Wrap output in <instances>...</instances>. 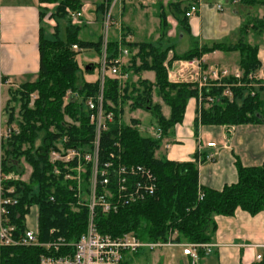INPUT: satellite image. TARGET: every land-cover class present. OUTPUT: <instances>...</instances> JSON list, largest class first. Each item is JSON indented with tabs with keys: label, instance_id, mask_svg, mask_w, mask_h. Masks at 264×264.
I'll use <instances>...</instances> for the list:
<instances>
[{
	"label": "trees",
	"instance_id": "1",
	"mask_svg": "<svg viewBox=\"0 0 264 264\" xmlns=\"http://www.w3.org/2000/svg\"><path fill=\"white\" fill-rule=\"evenodd\" d=\"M114 1L105 0L98 9L104 13L106 4L111 5ZM239 1L246 7L264 5V0ZM39 2L56 5L55 11L48 17L56 22V30L63 18L67 17L69 24L64 38L56 31L47 37V27L43 25L40 30L37 81L9 88L7 126L12 130L8 138L2 140L0 172L12 176L2 182L4 195L18 202L7 207L5 220L6 225L14 229V238H20L28 229L27 217L35 207L38 210L40 243L57 238L74 242L86 231L88 209L77 206L76 191L70 189L71 183L65 180L64 174L55 175V164L51 162L50 155L56 150L87 151L90 148L94 128L89 123L90 112L85 102L96 95L99 83L84 80L81 86L78 85L77 54L87 50L100 54L101 39L97 42L84 41L80 39V25L71 24L67 9L74 12L81 10L83 5L79 1ZM190 3V0L168 3L171 15L186 34H189L186 12ZM158 7V17L167 27L163 3ZM40 15L43 21L48 14L41 11ZM249 28L257 31L264 29V18L247 23L236 44L195 46L183 55L174 54V59L191 60L215 52H237L239 67L245 74L255 73L261 62L258 48L244 41ZM127 34L124 33L123 46L129 50L130 59L127 65L121 67V72L128 78L120 82L116 77H107L105 82L104 107L106 112L114 113L115 123L102 136L101 157L104 160L111 152H118L114 148L118 143L123 164L141 165L153 171L157 178V192L153 198L124 207L117 214L98 213V230L102 235L113 237L133 233L145 243H166L175 232L177 235L173 242L176 244L212 243L217 216H233L239 209L251 215L264 211V164L244 168L238 163V181L217 191L199 185V162L204 163L205 155L198 152L194 161L179 163L159 158L157 153L164 139L170 138L176 125L183 122L189 100L197 98L199 101L200 95L202 102L199 103L196 127L199 124L229 127L264 124V86L254 87L245 80L242 86L231 88L233 99L229 100L223 97V86L212 85L200 91L194 83H172L168 80L165 63L173 46L164 48L162 43H130L126 41ZM117 44V40H113L112 48L115 49ZM74 46L78 47L77 52L73 50ZM143 72H154L155 82L133 81V76ZM70 92L78 94L80 99H70L66 104ZM154 96L169 108L168 117L163 113V105L154 101ZM17 106L18 119L15 115ZM126 106L131 113L138 110L147 112L155 127L161 130V139L142 135L138 120L133 119L130 124L122 123ZM39 140V145H36ZM21 159L32 168L28 182L22 180ZM10 190L14 192L9 193ZM199 192L204 194L202 200L199 199ZM45 252L41 247L0 246V264H39L40 256Z\"/></svg>",
	"mask_w": 264,
	"mask_h": 264
},
{
	"label": "crops",
	"instance_id": "2",
	"mask_svg": "<svg viewBox=\"0 0 264 264\" xmlns=\"http://www.w3.org/2000/svg\"><path fill=\"white\" fill-rule=\"evenodd\" d=\"M140 1L147 3L151 0ZM198 2L199 13L188 19L189 34L185 33V37L179 38V40L185 38L190 42L188 44L192 48L218 43L236 44L240 40L242 28L247 23L264 18V5L256 10L261 5L246 7L239 0H225V2L199 0ZM154 3L156 4V2ZM125 4L124 2L121 4L120 1L116 10H113L116 27L113 30L112 40H117L119 30H121L123 37H125V32L128 33L127 42L135 43L131 41L133 37L131 31L122 22ZM100 5H83L84 16L79 25L80 33H83L85 37L80 36V39L97 42L101 38L103 13L98 9ZM218 6H222V10L219 11ZM54 8L55 5L40 4L39 0H0V84L2 85L0 95L5 86L8 88L17 87L37 81L40 70V30L44 27L45 22L54 25V20L48 19L49 13L53 12ZM41 11L48 14L43 21H41ZM263 30L257 31L249 28L243 37L247 44L258 48L261 67L264 66V40L259 42L258 39H255V35H260ZM48 31H46V36ZM250 32L254 33V36L252 35L251 41H247L246 38ZM48 34L51 36L50 31ZM92 36H95L96 40H92ZM173 45L171 42L169 46ZM190 50L188 49L184 54ZM174 52V50L170 51V59L176 53ZM223 55H225L224 52L205 55L203 57L205 60L204 69L207 71L216 66H218L217 68H228L211 62L212 60L214 62L225 60ZM129 59L130 56L124 59L122 66L127 65ZM237 62L238 65L231 69L239 67V60ZM88 71H92V67L89 66ZM139 79L155 82V73L143 72L140 75H135L133 81L136 82ZM194 82L198 83L197 79ZM212 85L210 83L206 87ZM154 101L163 105V113L168 117L169 108L157 96H154ZM139 111L142 110L130 115L126 113L130 117L133 115L132 118H128L130 120L127 124H130L133 119L139 120L135 118V113ZM198 111V99H190L183 122L176 125L170 138L164 139L157 157L187 163L194 161L198 152L205 156L213 155L212 161H204L199 165V185L202 188L217 191L238 181V163L244 168L259 167L264 164V124L239 127L199 124L196 127ZM140 126L142 125L140 124ZM1 136L0 128V162ZM35 210L38 214L37 208ZM37 214L35 221L30 218V215L27 217L28 229L37 228ZM215 222L217 229L212 241L213 252L209 255L202 254L199 264H260L264 261V211L251 215L239 209L233 216H217ZM257 256H262V259L258 261ZM122 264H192V262L189 257L184 255L183 246L177 245L165 246L154 251L142 249L136 253H128Z\"/></svg>",
	"mask_w": 264,
	"mask_h": 264
},
{
	"label": "built area",
	"instance_id": "3",
	"mask_svg": "<svg viewBox=\"0 0 264 264\" xmlns=\"http://www.w3.org/2000/svg\"><path fill=\"white\" fill-rule=\"evenodd\" d=\"M186 18L191 19L199 13V0H190ZM115 0L111 5L106 4L102 20L100 77L99 89L95 96L89 97L85 106L90 112L89 123L94 128V138L87 151L68 149L53 151L50 160L55 164V175L65 176L70 182V189L76 191L77 206L88 209V219L85 233L74 242H67L63 238H57L48 243L38 241V224L36 229H27L20 238H14L13 228L6 225L5 216L7 207L17 204V199L4 195L2 182L11 179L12 176L2 175L0 172V246L41 247L46 252L40 256L39 264H122L128 253H136L142 249L154 251L165 246H183L184 255L189 257L192 264H199L201 255H209L213 252L214 245L208 244H176L173 239L176 232L166 243H145L140 241L135 234L127 233L113 237L102 235L96 223L98 213L103 215L117 214L120 209L139 204L153 198L157 192V178L153 171L141 165H125L121 159V148L118 143L114 148L118 152H111L106 159L101 157L102 136L115 123L113 112H106L104 104L105 82L107 77H116L120 82L127 80L128 75H122L121 67L124 59L130 56V52L123 46V33L119 30L117 47L112 48L110 30L116 25L113 10ZM222 10V6H218ZM71 22L80 24L83 20L84 9L72 11L67 9ZM78 51V47H73ZM204 58H195L185 62H174L172 69L166 64L169 80L172 83H194L200 91L208 84L223 86V97L233 99L232 87L243 85V81H249L251 86H264V66L255 73L245 74L240 68L204 69ZM197 79L198 83L194 81ZM232 81V82H229ZM0 84V88H1ZM255 92H253V95ZM79 100L80 96L70 92L67 100ZM212 103L213 99H209ZM199 103L202 102L200 95ZM15 129V128H14ZM12 128L1 136L7 139ZM17 132V130H15ZM18 133V132H17ZM151 135L155 139H161L160 129L153 128ZM213 155L206 156L205 161H212ZM201 164V162H199ZM57 164H60V168ZM87 177V179H86ZM10 190L9 193H13ZM204 194L199 192V199ZM53 201V198L51 199ZM77 207V208H78ZM262 256H257L260 261Z\"/></svg>",
	"mask_w": 264,
	"mask_h": 264
},
{
	"label": "rangeland",
	"instance_id": "4",
	"mask_svg": "<svg viewBox=\"0 0 264 264\" xmlns=\"http://www.w3.org/2000/svg\"><path fill=\"white\" fill-rule=\"evenodd\" d=\"M79 1L82 5H100L103 4L105 2V0H77ZM121 4L124 2L126 3L125 6V11L124 14H122V22L123 25L126 26L132 34V42H153L155 44H161L164 45V48L171 45V42L174 44L173 45V50L176 52H174L177 55H183L184 52H186L188 49H192V46L190 47L189 44L190 42H188L187 40H185V38H183V40H179L180 37L182 36H186L184 30L182 29L181 25L179 24L178 20L171 15L170 13V9L168 8V3L169 1H175V0H151L147 3H142L140 0H120ZM120 1L116 4V6L118 7L120 4ZM215 1H224L225 0H215ZM156 2V4L154 3ZM154 3V4H153ZM160 3H163L164 6V13L166 14V23H167V27H164L162 20L158 17L159 15V7L158 5ZM124 5V4H123ZM122 5V6H123ZM114 8V10H116V7ZM263 6H258L256 8V10L258 8H262ZM56 8V5H55ZM55 8L53 9V12L55 11ZM51 12V13H53ZM49 13V14H51ZM67 14L69 15V13L67 12ZM55 24L56 22L54 21V25H50L48 22L44 24V26H46V30L50 31V34H54V32L56 31L57 33H59V35H61L62 38L65 37V29L67 27V25L69 24V20L68 18H63L59 21L58 24V29H55ZM72 25H76L74 23L71 22ZM78 25V24H77ZM116 26H112L111 30H110V36L111 38L113 37V30ZM103 28V27H101ZM55 30V31H54ZM102 30V29H101ZM48 31V32H49ZM47 32V37H51ZM182 34V35H180ZM168 35L171 37H168ZM180 35V36H179ZM252 35L254 36V33L250 32L249 35L247 36V41H251V37ZM80 36L82 38H84L85 36H83V33H80ZM101 38L102 39V31H101ZM92 40H96L95 36L91 37ZM255 39H258L259 42H262L264 40V30L262 31V33L260 35H255ZM189 43V44H188ZM189 47V48H188ZM77 52V51H76ZM183 53V54H182ZM224 59L225 60H218L219 62H214V60H212L211 62H213V64H217L219 66L224 65L225 67H228L229 69L234 68L238 65V60H240V56L237 52H232V53H225ZM169 58V55H168ZM100 59L101 56L98 52L96 51H80L77 54V62H78V66H79V78H78V85L81 86L82 82L85 81H98L99 77H100ZM170 59V58H169ZM167 60L165 65L167 64V66H169V68L172 69V65L174 64V62H178V61H182L185 62L186 60L182 59V60H175L174 59V55L173 58H171L170 60ZM174 59V60H173ZM172 60V61H171ZM171 61V62H169ZM232 61V62H231ZM208 65V63H206ZM89 66H92V71H88ZM166 67V66H165ZM218 67V66H216ZM167 70V68H166ZM168 73V71H167ZM132 79H135V76L132 77ZM6 87V88H5ZM4 89H2L1 91V95H0V128H1V133L2 136L7 132L8 126H7V120H8V111H7V104L10 100V94H9V88L8 86H5ZM12 88H16V87H12ZM67 98H66V104H67ZM18 106L16 107V118L18 119ZM126 113L133 114L129 111V107L126 106L125 107V114L124 116L121 118V122L122 123H129L128 118H132L133 115L127 116ZM136 115V119H139L138 121L140 122V124L142 126H138V129L141 131L142 135L147 134L148 136H152L151 135V130L154 128L153 126L154 123L152 121L151 116L144 111H139L137 113H135ZM126 116V118H125ZM123 119V120H122ZM69 121V119H68ZM16 128V127H13ZM146 136V135H144ZM40 140L36 142V145H39ZM1 156H2V151H1ZM20 164V168L23 170V181L24 182H28L29 178L31 176L32 173V168L25 162V160L21 159L19 161ZM36 210L35 207L33 208L31 214H30V218L33 219V221H35L36 218Z\"/></svg>",
	"mask_w": 264,
	"mask_h": 264
}]
</instances>
